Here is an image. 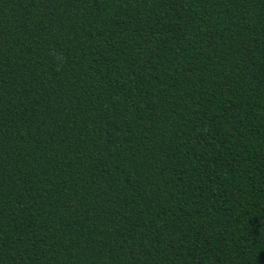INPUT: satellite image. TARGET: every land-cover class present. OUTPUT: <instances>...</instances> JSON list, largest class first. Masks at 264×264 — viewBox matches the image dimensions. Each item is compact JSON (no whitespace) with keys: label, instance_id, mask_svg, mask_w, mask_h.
<instances>
[{"label":"trees","instance_id":"trees-1","mask_svg":"<svg viewBox=\"0 0 264 264\" xmlns=\"http://www.w3.org/2000/svg\"><path fill=\"white\" fill-rule=\"evenodd\" d=\"M0 264H264V0H0Z\"/></svg>","mask_w":264,"mask_h":264}]
</instances>
